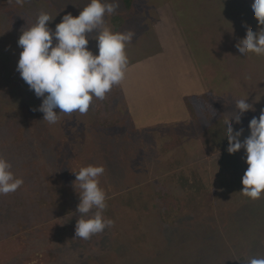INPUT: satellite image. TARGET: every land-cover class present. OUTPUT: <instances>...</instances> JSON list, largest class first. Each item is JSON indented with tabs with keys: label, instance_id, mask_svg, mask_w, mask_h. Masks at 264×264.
<instances>
[{
	"label": "rangeland",
	"instance_id": "1",
	"mask_svg": "<svg viewBox=\"0 0 264 264\" xmlns=\"http://www.w3.org/2000/svg\"><path fill=\"white\" fill-rule=\"evenodd\" d=\"M88 3L0 0V156L24 181L17 191L0 194V264L16 257L13 235L33 224V244L21 246L22 252L53 247L56 228L45 219L63 215L70 194L79 199L74 172L89 165L105 169L99 177L103 216L114 223L104 238H90L86 254L69 253V263L97 256L101 264H116L119 248L141 264H243L264 256V197L252 200L240 192L246 153L230 159L222 138L236 100L249 97L256 109L241 124L232 121L234 130H244L241 140L264 110V56H243L236 47L245 25L254 32L262 27L253 0H119L106 20L113 32L134 33L125 49V79L104 99L94 98L87 113L60 114L50 125L36 110L43 98L17 71L18 39L41 11L52 16L54 29ZM127 7L130 20L115 28L113 18L124 17ZM88 47L98 53L94 39ZM54 181L69 191L63 187V199L46 203ZM27 195L42 203L39 210L17 205ZM43 225L46 230L37 233ZM111 238L114 255L106 241Z\"/></svg>",
	"mask_w": 264,
	"mask_h": 264
},
{
	"label": "clouds",
	"instance_id": "2",
	"mask_svg": "<svg viewBox=\"0 0 264 264\" xmlns=\"http://www.w3.org/2000/svg\"><path fill=\"white\" fill-rule=\"evenodd\" d=\"M251 7L262 27L254 32L245 25L246 36L236 47L243 56L249 53L264 56V0H253ZM118 8L119 0H90L78 16L64 15L54 29L49 26L54 20L52 16L41 11L36 21L22 30L17 71L36 97L43 98L36 109L44 114L43 121L55 125L60 114L87 113L94 98L104 99L114 85L125 79L129 63L125 49L134 33L113 32L109 27L106 16H112ZM91 39L96 41L98 53L88 47ZM248 100L249 97L236 100V110L225 121L227 151L229 154L245 151L248 167L240 192L258 200L264 197V110L258 118L250 120V135L243 140L244 130H234L232 125L233 120L241 124L245 113L256 110ZM104 172L103 166L93 165L74 172L73 187L80 199L75 238L88 240L114 223L103 216L106 193L99 186V177ZM23 183L12 171V164L0 156V194L13 193ZM248 264H264V256L251 257Z\"/></svg>",
	"mask_w": 264,
	"mask_h": 264
},
{
	"label": "trees",
	"instance_id": "3",
	"mask_svg": "<svg viewBox=\"0 0 264 264\" xmlns=\"http://www.w3.org/2000/svg\"><path fill=\"white\" fill-rule=\"evenodd\" d=\"M126 1L129 2V0H126ZM128 9H130V7H127L125 9L126 15L124 17L120 18L119 16H116L113 18V24L115 28L117 29L123 28L126 25V23L130 20L131 12L128 11ZM121 12L119 14H121ZM222 138H226V136L222 135ZM226 142L228 143V140ZM227 155L230 157V159H234V156L236 155V153L229 154L227 151ZM104 180H106L107 184L113 183V180L111 178H106ZM61 183L62 182L60 181L58 182L54 181L53 192L50 198H48L47 196L46 203L58 202L64 198L65 195L63 193L62 188L64 187L66 189V193L69 191V189L67 186L62 185ZM78 202H80V199H76L73 194H70L69 200L67 201V205L65 207L66 209L65 213L61 216H56L50 219L51 221L49 219H45L49 225L56 228L55 230H53L54 232H52L53 234L51 236V239L54 243L52 248H50L49 250L45 252L35 253V254L22 252L23 250L22 247H29L30 245L33 244V237L35 236V234H32V236H30L28 233V231L31 228L37 225V224H33L29 226L30 229L28 231L25 232V229H19L17 231L18 233L13 235L14 237H17L16 241L18 242L20 246L18 245L16 257L12 258V260L10 261H6L3 264H101V259L100 258L98 259L97 256H90V258H85V260H80L79 262H76L75 260H73L71 263H69L67 261V259H71V258H66L67 255L71 252H76L78 254H86L88 251L89 244L91 243L90 239L84 240L81 238H75L76 222L79 219V213L76 212V209H77L76 206ZM17 205L19 206L25 205L31 210H33V208L35 210H39V205L41 206L42 203L41 202L35 203L34 200L31 198V196L27 195L25 196L24 199L20 200L17 203ZM229 213L232 216L241 219V217L239 216L237 212L235 211L230 212L229 210ZM23 215H27V214L23 213ZM89 215L91 216L92 213H90ZM109 215L114 217L112 214H109ZM45 230H46L45 225L36 228L37 233L43 232ZM61 230L63 231L62 234H61ZM104 231L99 234H96L97 238L99 236L104 238L105 237ZM69 241L71 243H68ZM106 241L108 245L110 246L111 254L114 255L112 246L117 245V243L113 240V238L110 239V242L108 240ZM13 244L17 245L16 242H13ZM115 252L117 256L116 255L114 256L116 257V260L117 259L119 260V262L116 264H141L139 261L131 257L128 253L121 250L120 248L117 249ZM99 257H102V256H99ZM243 264H248V261H243Z\"/></svg>",
	"mask_w": 264,
	"mask_h": 264
}]
</instances>
